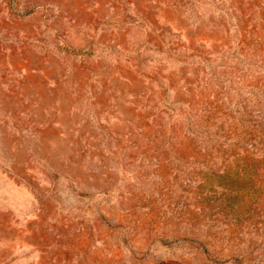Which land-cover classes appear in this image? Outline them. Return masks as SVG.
Masks as SVG:
<instances>
[{
	"label": "rangeland",
	"instance_id": "374dc122",
	"mask_svg": "<svg viewBox=\"0 0 264 264\" xmlns=\"http://www.w3.org/2000/svg\"><path fill=\"white\" fill-rule=\"evenodd\" d=\"M0 264H264V0H0Z\"/></svg>",
	"mask_w": 264,
	"mask_h": 264
}]
</instances>
